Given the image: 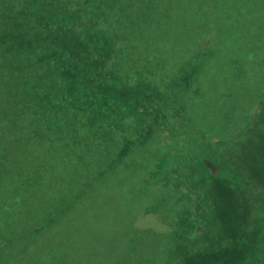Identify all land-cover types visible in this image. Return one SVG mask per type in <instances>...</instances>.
Listing matches in <instances>:
<instances>
[{
	"label": "trees",
	"instance_id": "obj_1",
	"mask_svg": "<svg viewBox=\"0 0 264 264\" xmlns=\"http://www.w3.org/2000/svg\"><path fill=\"white\" fill-rule=\"evenodd\" d=\"M222 23L254 32L251 52L264 48V0H0V264H32V252L51 261L48 238L74 231L69 220L88 219L89 203L105 218H129L114 212L128 203L116 171L162 124L165 93H185L168 77L202 75L203 64L177 67L180 55L192 58ZM183 40L193 53L166 67L159 44ZM211 143L191 155L201 206L183 199L189 212L178 213L170 255L175 264H262L264 112L231 147ZM115 178L117 193L101 198V181Z\"/></svg>",
	"mask_w": 264,
	"mask_h": 264
},
{
	"label": "rangeland",
	"instance_id": "obj_2",
	"mask_svg": "<svg viewBox=\"0 0 264 264\" xmlns=\"http://www.w3.org/2000/svg\"><path fill=\"white\" fill-rule=\"evenodd\" d=\"M237 26L222 23V29L214 27L199 43L198 52L192 58L180 55L186 60L177 62V67L188 65L200 70L198 65L203 64V73L194 74L189 84L184 73L168 77L169 85L182 87L185 93L179 90L165 93L162 124L153 126V133L141 142L133 143L132 150L124 156L125 170L116 171L128 182L125 195L121 194L128 203L122 206V211L119 208L114 212L125 213L129 218H105L98 208L88 207L93 203L87 204L82 212L88 219H70L74 231L48 238V244H55L57 249L52 251V256L48 253L51 261L46 264H61V258L65 264H74L73 260L75 264L177 263L170 252L175 247L172 245L177 236L175 229L182 221L178 213L188 214L187 208L192 209L201 197V190L198 197L196 194L202 175L191 155L196 156L198 146L205 140L212 141L211 151L231 147L253 125L258 114L264 112V93L260 91L264 86V64L259 59L264 55V48L257 46L255 52H251L253 47L249 48L248 44L254 32L243 31L247 29L245 25ZM159 47L167 59L166 67L176 63L175 58L181 52L190 51L191 55L194 51L184 40L162 43ZM144 51V47L139 49L141 55ZM139 65L143 66L144 62L140 61ZM149 70L151 68L145 72ZM167 73L163 72L166 79ZM14 178L10 173L5 180L12 179V183ZM116 178L101 181L99 186L104 187L101 198L106 193L104 198L110 200L111 193H117V189H113L117 186H114L118 182ZM189 191L191 194H187ZM183 199L187 208L182 205ZM115 203H112L113 210ZM31 257L32 264H39L33 252Z\"/></svg>",
	"mask_w": 264,
	"mask_h": 264
}]
</instances>
